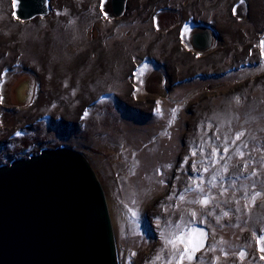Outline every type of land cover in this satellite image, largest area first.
<instances>
[{"label":"rangeland","instance_id":"1","mask_svg":"<svg viewBox=\"0 0 264 264\" xmlns=\"http://www.w3.org/2000/svg\"><path fill=\"white\" fill-rule=\"evenodd\" d=\"M204 30L212 33V47L196 50L192 36ZM262 39L264 0H130L121 19L114 17L111 0H50V15L28 22L14 16L12 0H0V167L43 150L82 154L104 190L119 264H152L166 224L187 209L199 212L178 195L189 177L200 175L192 163L205 160L212 145L222 151L225 135L231 140L244 131L238 144L247 143L244 159L252 161L240 174L243 160L230 145L232 161L215 165L230 164L225 187L235 179L237 188L251 189L255 181L256 190H264ZM21 85H27L22 97ZM157 101L163 118L155 114ZM173 108L177 118L168 127ZM165 130L170 138L161 135ZM201 143L203 154L192 156ZM209 168L205 181L215 170ZM253 168L259 176L251 177ZM211 193L221 202L210 206L215 214L231 209L230 217L217 224L214 216L198 215L196 226L208 233L205 248L223 239L229 255L217 249L197 257L264 264L252 237L264 228V201L249 214L236 213L235 203H223L231 201L233 189L226 196L219 188ZM235 196L241 199L242 192ZM241 249L248 253L242 262L233 255Z\"/></svg>","mask_w":264,"mask_h":264},{"label":"water","instance_id":"2","mask_svg":"<svg viewBox=\"0 0 264 264\" xmlns=\"http://www.w3.org/2000/svg\"><path fill=\"white\" fill-rule=\"evenodd\" d=\"M130 0H111L116 19ZM23 22L50 15V0H12ZM212 33L192 46L212 47ZM0 264H119L106 196L88 160L70 149L43 150L0 167Z\"/></svg>","mask_w":264,"mask_h":264},{"label":"snow or ice","instance_id":"3","mask_svg":"<svg viewBox=\"0 0 264 264\" xmlns=\"http://www.w3.org/2000/svg\"><path fill=\"white\" fill-rule=\"evenodd\" d=\"M244 0H241L243 3ZM185 31H189L187 27ZM261 55L264 56V39L260 41ZM142 71V70H141ZM235 103L237 105L240 104V98H234ZM160 102L157 101V107L155 109V114L161 118L164 117V113L159 106ZM178 108L171 109V115L167 120L168 127L175 122L177 118ZM237 119L239 117H236ZM229 125L231 121H228ZM219 131V128H217ZM264 131V129H262ZM244 131L235 132L234 136L229 140L227 135L224 136V143L222 145V151L220 147L215 145L211 146V152L208 154V157L205 160L194 161L192 163L193 171L200 173V175L195 178L189 177L191 181L190 184L185 187L183 192L178 195V200L181 203H186L188 205H196L199 207V212L195 208H190L185 210L184 214H182L178 221L171 222L169 221L166 224V227L163 231H161L160 236L163 241V247L160 252L153 258L152 264H220L221 258L219 256H214L210 260H205L204 256L201 255L197 257V253L202 251L215 253L217 249L224 254L225 257L229 255L227 251H225L222 245H225L227 241L221 239L214 244H210L207 248H205V243L208 240V233L203 229L196 226L197 218L199 216H214L217 224H220L221 220L227 217H230L232 210L224 211L221 209L220 214H215L214 208H211L214 204L215 208L220 207V201L218 197L213 196L211 193L212 189L219 188L220 196H226L229 194V187L233 189V193L231 194V201L224 200L223 203H235L236 207L234 211L236 213H241L242 211L245 214H249L257 204L258 200L264 201V190H256L257 185L256 182L253 181L251 184V189L246 185H241L237 188L235 179H232L231 183L228 187H225L224 181L229 173L230 164L228 162L223 163L222 167L215 169V165L220 161H232L233 156L229 155L230 145L235 146L234 155L239 159L243 160V167L239 170L240 174L243 172H247L252 161L244 159L245 152L242 150L247 148V143L238 144L245 136ZM16 135H20L19 132ZM163 136H168L170 138L171 134L165 130L161 133ZM217 139H220L218 136ZM255 139V138H254ZM205 148V143H201L198 146H194L191 150V155L196 156L199 153L203 154ZM255 151H260V149H254ZM261 161L264 162V156L261 157ZM138 163V162H137ZM188 163L187 157L184 160V164ZM202 165V167H198L197 165ZM209 165H211L215 170L211 172L210 177L205 181L203 173H208L210 171ZM136 164L133 165L132 174L135 175ZM166 167H171V165H167ZM237 167L236 164H231V168L235 169ZM261 167L264 168V163L261 164ZM260 175V172L255 168L251 171V177H257ZM163 183V181H159ZM205 184L207 187H205ZM262 187H264V181L261 182ZM235 191L242 192V198L244 201L243 209H241V199H238L235 196ZM196 193V195L188 199V194ZM175 195V193L173 194ZM173 197L170 196L169 199ZM135 202V201H133ZM179 207V205H177ZM264 207V204L261 205ZM132 217H137V212L130 209ZM240 217L237 216V220ZM199 223H206L205 219H199ZM235 227H240L239 223L232 225ZM252 237L255 239V244L257 251L261 253L259 256V260L264 261V228L260 229V233L257 234L256 231L252 232ZM251 247V245H247ZM233 255H238L239 260L242 262L248 256V253L241 249L239 253H233Z\"/></svg>","mask_w":264,"mask_h":264},{"label":"bare ground","instance_id":"4","mask_svg":"<svg viewBox=\"0 0 264 264\" xmlns=\"http://www.w3.org/2000/svg\"><path fill=\"white\" fill-rule=\"evenodd\" d=\"M68 77V76H67ZM71 78V77H70ZM69 78V79H70ZM66 80V79H65ZM67 81V80H66ZM69 81V80H68ZM67 84V83H66ZM26 89H27V85H21V86H19V88H18V91H17V95H19V96H23L25 93H26Z\"/></svg>","mask_w":264,"mask_h":264}]
</instances>
